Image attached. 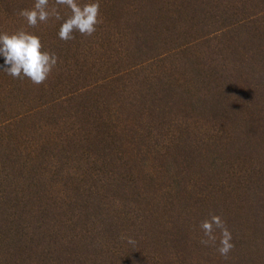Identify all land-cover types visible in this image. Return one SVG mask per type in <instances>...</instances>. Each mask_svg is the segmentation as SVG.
Returning a JSON list of instances; mask_svg holds the SVG:
<instances>
[{"label": "trees", "instance_id": "obj_1", "mask_svg": "<svg viewBox=\"0 0 264 264\" xmlns=\"http://www.w3.org/2000/svg\"><path fill=\"white\" fill-rule=\"evenodd\" d=\"M34 3L0 0L58 57L35 85L0 56V264H264V0H100L68 41Z\"/></svg>", "mask_w": 264, "mask_h": 264}, {"label": "clouds", "instance_id": "obj_2", "mask_svg": "<svg viewBox=\"0 0 264 264\" xmlns=\"http://www.w3.org/2000/svg\"><path fill=\"white\" fill-rule=\"evenodd\" d=\"M60 7H67L71 15L66 19L61 15ZM19 15L23 17L29 28H35L38 23H46L50 19L62 21L58 36L61 40L74 39L73 33L78 31L85 36H91L96 26L102 23L100 0H89L81 5L78 0H35L30 9H22ZM0 56L4 57L3 72L13 78H29L35 85L44 83L56 67L58 57L54 52L45 50L41 37L20 28L14 32H0ZM203 237L200 241L205 246H216L217 252L225 259L234 248L233 237L225 220L215 212H210L199 225ZM219 230V235H217ZM129 243H134L129 238Z\"/></svg>", "mask_w": 264, "mask_h": 264}]
</instances>
